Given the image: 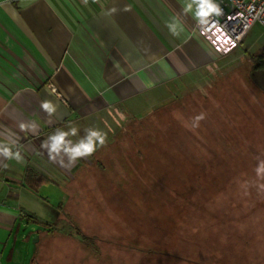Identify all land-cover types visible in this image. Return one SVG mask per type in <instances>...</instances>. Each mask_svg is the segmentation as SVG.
<instances>
[{
	"label": "rangeland",
	"instance_id": "1",
	"mask_svg": "<svg viewBox=\"0 0 264 264\" xmlns=\"http://www.w3.org/2000/svg\"><path fill=\"white\" fill-rule=\"evenodd\" d=\"M263 47L257 23L207 75L154 92L142 113L80 123V135L107 132V147L42 175L25 264H264V192L253 186L264 182L254 172L264 102L250 91Z\"/></svg>",
	"mask_w": 264,
	"mask_h": 264
},
{
	"label": "crops",
	"instance_id": "2",
	"mask_svg": "<svg viewBox=\"0 0 264 264\" xmlns=\"http://www.w3.org/2000/svg\"><path fill=\"white\" fill-rule=\"evenodd\" d=\"M183 3L0 0V134L15 132L25 156L23 163L9 161L8 168H0V264L18 263L20 253L19 263L25 264L28 238L21 232L33 223L31 203L39 196L30 173L64 169L41 154L48 134L80 126L105 110L140 114L153 106L154 92L203 77L222 61L197 32L191 14L181 13ZM113 6L120 11L104 16ZM173 16L183 29L178 37L166 27ZM52 85L59 101L49 94ZM250 91L264 102V89L253 83ZM44 99L59 103L62 120L54 116L56 122L48 123L39 107ZM20 121L36 122L38 132H20Z\"/></svg>",
	"mask_w": 264,
	"mask_h": 264
},
{
	"label": "clouds",
	"instance_id": "3",
	"mask_svg": "<svg viewBox=\"0 0 264 264\" xmlns=\"http://www.w3.org/2000/svg\"><path fill=\"white\" fill-rule=\"evenodd\" d=\"M81 2L87 6L89 0H81ZM93 2H98V0H93ZM124 10L127 11V7H125ZM248 10L250 12L255 11L251 5ZM118 11H120V9L113 6L106 9L103 12V15L112 16ZM181 13L183 15L191 14V17L194 20V26L199 30L201 35H206L208 31L213 29V35L217 32L223 34L218 20V18L223 15V9L219 0H184ZM255 14L257 15V18H259L260 15H264V6H262L258 12H255ZM239 15L243 18V13ZM166 27L169 32L176 37L181 34V31H183L180 27V21L177 16H173L168 22H166ZM232 46L235 47V43H233ZM230 50L231 49H229V51ZM49 94L55 95L57 101H59L60 94L57 93L55 85L51 86ZM39 107L41 111L49 117V124L63 119V114L58 111L60 107L58 102L44 99L40 101ZM54 116L56 117V121L51 119ZM203 119H205L203 113L192 117L193 127H198L200 121ZM18 128L20 132L32 134L38 132V125L34 121H20ZM83 132L84 134L80 135L79 127L72 124H69L66 130L65 128L57 127L41 141L39 145L41 154H46L49 161L70 171L71 168L81 159L90 158L99 149L107 147V132L95 126L86 127ZM7 133H11V136ZM262 157H264V153L256 157L257 164L254 168L258 181H264V158ZM9 161H15L18 164L25 161L19 138L11 129H7L6 133L0 134V168H8ZM253 186L257 188L258 192H264V182L256 183Z\"/></svg>",
	"mask_w": 264,
	"mask_h": 264
},
{
	"label": "built area",
	"instance_id": "4",
	"mask_svg": "<svg viewBox=\"0 0 264 264\" xmlns=\"http://www.w3.org/2000/svg\"><path fill=\"white\" fill-rule=\"evenodd\" d=\"M219 2L223 15L218 20L223 34L217 32L213 35V29L206 35H201L197 28L196 30L218 55L226 56L238 48L255 24L264 26V15L257 18L255 14L264 6V0H219ZM250 5L253 6L254 12L248 10ZM241 13L243 18L239 15ZM233 43L235 47L232 46Z\"/></svg>",
	"mask_w": 264,
	"mask_h": 264
},
{
	"label": "trees",
	"instance_id": "5",
	"mask_svg": "<svg viewBox=\"0 0 264 264\" xmlns=\"http://www.w3.org/2000/svg\"><path fill=\"white\" fill-rule=\"evenodd\" d=\"M252 68L250 70V78L253 83L260 86L261 89H264V47L260 50L259 53L252 56ZM30 184L32 188L35 190L39 188L41 183L44 182V178L42 175H38L37 173H30ZM32 222H40L36 217H31ZM42 224V222H40ZM47 224V222H45ZM44 226V224H43ZM47 229V228H46Z\"/></svg>",
	"mask_w": 264,
	"mask_h": 264
},
{
	"label": "water",
	"instance_id": "6",
	"mask_svg": "<svg viewBox=\"0 0 264 264\" xmlns=\"http://www.w3.org/2000/svg\"><path fill=\"white\" fill-rule=\"evenodd\" d=\"M40 237L34 240V243H37L39 241ZM35 249H36V244H35Z\"/></svg>",
	"mask_w": 264,
	"mask_h": 264
}]
</instances>
